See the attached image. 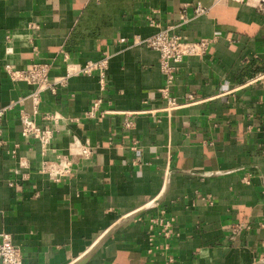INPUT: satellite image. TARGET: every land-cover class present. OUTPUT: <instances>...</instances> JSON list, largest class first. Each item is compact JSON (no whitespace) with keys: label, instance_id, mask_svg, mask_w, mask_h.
<instances>
[{"label":"crops","instance_id":"obj_1","mask_svg":"<svg viewBox=\"0 0 264 264\" xmlns=\"http://www.w3.org/2000/svg\"><path fill=\"white\" fill-rule=\"evenodd\" d=\"M190 1L0 0V109L25 99L0 125V234L13 236L23 264L264 263V11L202 0L207 14L188 6L185 22ZM161 30L215 42L174 65L170 83L159 52L135 43ZM104 55L108 113L86 117L97 74L43 94L41 111L67 130L55 150L74 137L94 149L55 182L40 173L38 142L22 137L33 87L5 66L45 62L59 78ZM165 95L181 108L167 112Z\"/></svg>","mask_w":264,"mask_h":264},{"label":"built area","instance_id":"obj_2","mask_svg":"<svg viewBox=\"0 0 264 264\" xmlns=\"http://www.w3.org/2000/svg\"><path fill=\"white\" fill-rule=\"evenodd\" d=\"M221 2H237L240 4H249L256 6L259 11H264V0H219ZM188 6L194 8L196 17L206 15L209 11V7L202 5V0H192L187 5L183 6V19L186 18ZM125 42V39L122 40ZM215 42L214 38H199L196 40H187L181 36L170 33L169 30H161L150 38L136 40L135 43L144 44L151 49L156 50L160 54V61L162 69L167 77V80L171 83L174 79V65H177L183 60L189 57H203L208 53L211 44ZM109 60L110 57L104 55L101 59L96 61H89L85 64H68L67 74L59 78L51 75L52 68L49 63L40 62L32 63L23 69H16L10 65H6L5 68L11 79L18 83H26L33 87V91L28 96L33 109L31 112L24 108L19 113V121L22 124V137L28 138L38 142L41 148L42 165L40 168L41 174H47L50 179L55 182H62L64 179L72 177L75 172V164L80 159H90L93 155L94 149L90 141H82L77 137H74L70 147L65 152H58L53 147L56 142L57 136L66 130L62 126V116L57 112H42L41 103L43 100V94L50 92L51 94H57L60 87L67 86V82L71 77L78 75H98L99 77V93L97 98L93 100L91 109L86 113V117L95 119L98 116L108 113L103 110L104 95L108 90V72H109ZM166 92V91H162ZM167 98L168 104L166 107L167 112H172L181 108L182 104L174 98ZM25 101L24 98L19 101L12 102L0 109V125L4 120L5 115L16 108L17 104L22 105ZM43 119L42 123L38 122V118ZM67 122L78 123L76 119H67ZM133 122L128 121L126 127H132ZM67 131V130H66ZM1 145V143H0ZM213 173H210V176ZM214 175V174H213ZM156 200V199H155ZM155 200L148 204L151 206L155 203ZM162 235L166 238L171 236L169 228L171 224L168 222H160ZM243 228V225L233 226L234 235L238 234ZM0 261L2 264H23L24 256L21 253L20 248L15 244L13 236L9 233L0 234ZM264 264V263H260Z\"/></svg>","mask_w":264,"mask_h":264}]
</instances>
